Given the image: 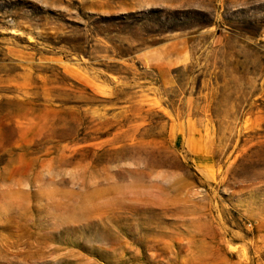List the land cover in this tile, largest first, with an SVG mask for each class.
<instances>
[{
    "label": "rangeland",
    "instance_id": "374dc122",
    "mask_svg": "<svg viewBox=\"0 0 264 264\" xmlns=\"http://www.w3.org/2000/svg\"><path fill=\"white\" fill-rule=\"evenodd\" d=\"M0 264H264V0H0Z\"/></svg>",
    "mask_w": 264,
    "mask_h": 264
}]
</instances>
